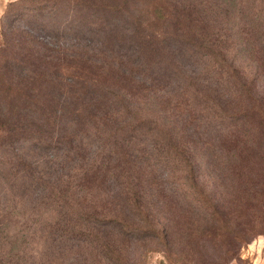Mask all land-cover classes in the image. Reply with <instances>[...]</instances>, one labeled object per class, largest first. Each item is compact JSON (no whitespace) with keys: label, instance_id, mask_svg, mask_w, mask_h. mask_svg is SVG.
<instances>
[{"label":"rangeland","instance_id":"rangeland-1","mask_svg":"<svg viewBox=\"0 0 264 264\" xmlns=\"http://www.w3.org/2000/svg\"><path fill=\"white\" fill-rule=\"evenodd\" d=\"M83 1L86 8H76L72 13L78 16L76 26L85 25L84 29L72 31L69 39H61L58 30L48 28L45 9L20 0H0V57L6 60L9 56L7 40L26 39L27 32L53 45L77 43L78 54L100 66L99 70L110 68L113 73L129 76L130 80L123 82L130 96L124 104L140 108L139 118L147 122L135 128L137 117L131 112L116 123L103 121L95 126L103 132L97 131L88 119L74 129L87 128L91 134L104 136L107 142L115 138L123 142L124 137L127 141L130 137L136 139L128 142L139 146L136 159L145 153L147 158L143 167L133 169V181L150 219L170 229L171 245L164 246L160 240L158 244L154 239H133L136 242L130 241L119 252V259L114 252L106 255L95 248V237L103 242L117 240L113 227H93L99 232L93 231L96 235L71 236L63 230L58 211L46 204L44 194L24 196L19 188L8 190L4 176H12L4 168L3 176L0 174V264H264V194L261 201H245L236 213L225 197L222 199L237 227L247 228L236 249L227 236H207L206 220L211 214L207 206L192 202L195 199L190 188L192 179L193 185L207 193L220 197L223 192L208 164L213 144L222 143V148L232 143V133L222 124L223 110L252 107L257 100L264 108V0H180L177 4L172 0L174 8L187 12L186 20H182L179 30L173 24L158 27L159 39H153L158 48L155 53L148 45L144 47V39H127L125 11L105 7L102 0ZM69 3L65 10L70 12L71 7L78 6L77 2ZM132 6L140 8L141 3L135 0ZM133 11L137 13L134 8ZM58 19H54L55 25ZM111 27L114 29L109 30ZM228 65L235 67L237 74L230 81L227 75L231 76L232 69ZM238 78L253 90L252 100L232 90V82ZM79 100L81 106L87 103ZM151 129L156 136L150 135ZM231 129L234 135L241 131L239 126ZM151 136L158 138L159 148ZM163 141L177 144L181 153L173 157L164 150ZM140 150L144 152L139 155ZM224 151L217 153L222 155ZM256 155L261 157L252 156L250 160L255 165L254 177L264 181V151ZM241 165L240 172L228 176H233L229 183L244 193L242 171L249 166ZM129 166L134 167L132 163ZM231 166L223 165L226 172H231ZM151 181L155 185H149ZM120 184L111 181L107 188L114 191ZM94 193L99 199L98 192ZM252 236L250 242L243 240Z\"/></svg>","mask_w":264,"mask_h":264},{"label":"trees","instance_id":"trees-1","mask_svg":"<svg viewBox=\"0 0 264 264\" xmlns=\"http://www.w3.org/2000/svg\"><path fill=\"white\" fill-rule=\"evenodd\" d=\"M20 1L45 9L47 14L44 16L47 15L49 19L48 28L53 32L58 30L61 39H69V33L84 29L85 25L76 26L78 16L72 13V10L84 7L83 0ZM71 1L77 2L78 6L71 7L70 12L65 9L71 5ZM107 1L102 0L105 7L127 13V39H144V47L148 45L154 53L158 49L153 42V39H159L158 27L173 24L179 30L183 27L182 20H186L187 12L174 8L172 0H139L141 9L132 6L135 0ZM60 16H64L62 20ZM56 18H59L58 25L54 24ZM113 29L111 27L109 30ZM25 37L7 40L5 49L9 56L6 60L0 57V174L3 176L4 168L10 171L12 178L4 176L8 190L14 192V188H19L24 196H31L35 192L44 194L46 204L58 211L63 230L71 236L96 235L93 231L99 232L94 229L101 230L105 225H110L116 230L117 240L103 242L96 236L94 246L106 255L116 253V259L120 257L119 252L122 253L130 245V241L154 239L158 244L160 240L169 247L172 236L168 231L170 229L166 225L162 228L158 221L150 219V213L143 205L139 189L133 181V169L143 167L147 158L145 153L143 158L136 159L138 155H135V151L139 146L129 144L135 138L130 137L127 141L124 137L123 142L115 138L107 142L104 136L91 134L87 128L74 129V126L88 119L97 131L103 132V129L95 126L103 124V121L105 124H110L107 121L116 123L115 120L121 121V117L131 112L137 117L134 118L135 128L147 122V119L139 118L140 108L131 106V103L133 109L130 110V106L124 104L130 98L128 89L123 86L125 80H130L129 76L126 73H113L110 68L107 71L99 70L100 66L78 54L77 43L53 45L52 41H41L27 32ZM213 57L216 56L213 54ZM223 60H226L225 57ZM228 67L232 69L231 76L227 75L230 81L232 75L237 74L235 67ZM232 83L235 86L232 90L236 94L251 100L255 96L242 79H235ZM107 84L110 87L107 88ZM81 98L87 100L84 106L79 103ZM223 111L220 115L222 124L232 133V143L222 148V143L213 144L208 158L209 168L217 183L222 185L221 199L193 185L192 179L190 188L195 199L192 202L201 203L203 208L207 206V212L211 214L206 220L207 236H227L231 246L236 244L237 249L247 228L245 230L241 225L237 227L234 215H227L222 199L225 197L235 213L245 201H261L264 181L254 177L255 165L250 160L252 156L261 157L256 154L264 151V108L257 100L252 107L246 105L236 111ZM155 126L154 123L152 127ZM238 126L242 132L234 135L231 128ZM124 128L122 126L121 129ZM152 132L151 129L150 135L156 136ZM152 136L157 149L160 146L156 143L158 138ZM165 149L173 157L182 151L171 141L167 144L164 142ZM218 151L224 152L220 155ZM143 152L140 150L139 155ZM130 163L134 165L133 168L129 166ZM226 163L232 165L231 172H226L223 167ZM239 163L249 166L242 171L245 176L244 193L237 190L236 184L229 183L233 176L229 177L228 174L240 172ZM148 167H144L145 170ZM111 181L113 184L121 183L117 190L107 188ZM149 185L155 184L151 181ZM3 191L6 192L5 186ZM95 191L99 199H96ZM253 236L243 240L250 242Z\"/></svg>","mask_w":264,"mask_h":264}]
</instances>
